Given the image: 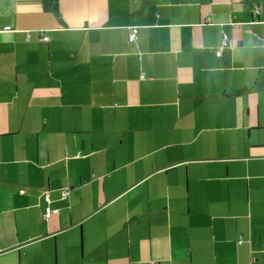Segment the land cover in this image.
Here are the masks:
<instances>
[{
    "label": "crops",
    "instance_id": "1",
    "mask_svg": "<svg viewBox=\"0 0 264 264\" xmlns=\"http://www.w3.org/2000/svg\"><path fill=\"white\" fill-rule=\"evenodd\" d=\"M154 263L264 264V0H0V264Z\"/></svg>",
    "mask_w": 264,
    "mask_h": 264
},
{
    "label": "built area",
    "instance_id": "2",
    "mask_svg": "<svg viewBox=\"0 0 264 264\" xmlns=\"http://www.w3.org/2000/svg\"><path fill=\"white\" fill-rule=\"evenodd\" d=\"M11 29L10 28H6L4 31H10ZM45 42H48V38L47 37H44L43 39ZM225 43L229 41L228 37L226 36L225 37ZM138 41V29L137 28H134L131 30V33L129 35V42L130 43H135ZM222 51H223V48H220L219 51L217 52V56L218 57H221L222 56ZM47 201L49 202L50 201V197L47 196ZM58 211L57 210H52L50 207H47L46 210H45V213H44V219H49L52 215L54 214H57ZM155 264V263H154Z\"/></svg>",
    "mask_w": 264,
    "mask_h": 264
},
{
    "label": "trees",
    "instance_id": "3",
    "mask_svg": "<svg viewBox=\"0 0 264 264\" xmlns=\"http://www.w3.org/2000/svg\"><path fill=\"white\" fill-rule=\"evenodd\" d=\"M130 35V34H129ZM44 39V38H43ZM128 41H129V38H128ZM130 43V42H129ZM130 44H136V42L135 43H130Z\"/></svg>",
    "mask_w": 264,
    "mask_h": 264
}]
</instances>
